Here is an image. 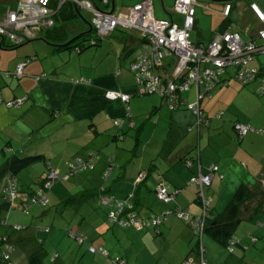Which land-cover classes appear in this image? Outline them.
I'll return each instance as SVG.
<instances>
[{
	"label": "crops",
	"instance_id": "crops-1",
	"mask_svg": "<svg viewBox=\"0 0 264 264\" xmlns=\"http://www.w3.org/2000/svg\"><path fill=\"white\" fill-rule=\"evenodd\" d=\"M160 1L165 13L160 12L159 17H165L166 12V18L170 17L173 0ZM249 2L256 3L264 11V0H236L228 16H224L222 3L216 10L209 11L208 39L211 34L213 37L220 33L219 24L223 21L224 28L220 29L236 32L243 40L257 37L261 23L250 10ZM201 5L208 8L206 3ZM73 17L79 16L68 17L63 10L56 19L69 20V24L61 22L57 32L51 30L53 27L43 30L37 38L16 47L8 45L6 39L3 43L0 40V92L5 99L23 96L18 106L0 104V137L7 151L10 148L21 155L39 153L42 156L39 161L44 168L38 178L49 165L57 169L58 175L64 179L85 171L82 181L90 186L99 184L100 172L107 166V161L114 159L118 167L119 157L120 161L124 160L125 167L119 178L120 171L110 178L107 186L122 191L120 194L131 190L134 182L143 178H139L140 173L162 174L173 189L171 201L165 204L174 207L175 211H167L169 214L165 220L170 215L173 218L162 226L160 233L151 230L135 232L130 227L123 229V235L130 244L136 240H142L144 244L143 252L136 251L133 263L126 243L123 248L125 263L142 264L143 257L148 256L149 263L153 262L151 264H183L188 255L199 264L197 251H189L194 232L181 218L190 220L193 215H201L203 210L194 201L195 186L187 184L186 180L191 175L199 177L211 173L208 201L211 200L214 209L222 208L240 183L264 187V53L257 52L248 61L249 65L263 67L253 82L242 87L234 82H227L228 85L222 87L217 85L210 91V96L201 99L200 105L208 117L207 124L198 126L191 110L173 108L159 94L138 92L129 66L136 53V50L133 52L137 46L134 34L113 29L108 39L100 41V47L85 51L84 47L78 52L49 43L62 42L86 28L83 22L76 24ZM27 55L34 58L24 64L21 75L5 74V70L12 71L15 62ZM232 73L230 70L227 81L233 77ZM192 90L186 94L189 101L194 98ZM109 91L128 93L129 97L121 100L119 95H107ZM217 110H222L220 116H215ZM113 119L118 121V125L113 123ZM236 120L249 126L244 136L239 138L233 128ZM129 128H134L131 139L132 144L139 148L137 153L128 158V148L123 150L125 155H120L117 144L113 146L112 155L110 151L103 153L102 147L110 145V140L124 141ZM130 144V141L125 142L126 147ZM190 148L196 156L192 155L189 158L192 160L185 166L181 155ZM132 150L135 152V148ZM77 158L85 165L72 169L69 163ZM66 163L67 170L69 167L71 172L66 170ZM213 165L217 169L213 170ZM38 178L36 181L40 184ZM14 179L17 184V178ZM80 184L83 185L82 182ZM257 189L241 212L234 230V245L231 250L226 249L232 253L229 256L231 264H264V188L259 194ZM42 195L47 197V193ZM18 196L17 193L15 197ZM117 196L122 195L117 193ZM146 199L158 201L154 193ZM158 204L155 209L160 211L163 204L159 201ZM175 208L184 214L179 215ZM102 223L95 229L101 228ZM255 224L262 226L256 228ZM248 240L251 244L247 245ZM148 241L154 242L153 246L150 244L149 247ZM90 242L103 245L99 241ZM199 242L206 259L211 264H219L225 247L206 235L200 237ZM158 252L160 256H157ZM224 264H229V261Z\"/></svg>",
	"mask_w": 264,
	"mask_h": 264
},
{
	"label": "trees",
	"instance_id": "trees-1",
	"mask_svg": "<svg viewBox=\"0 0 264 264\" xmlns=\"http://www.w3.org/2000/svg\"><path fill=\"white\" fill-rule=\"evenodd\" d=\"M92 1L101 10L107 11L104 9V6H108L109 4H110V8H111V1L110 0H107L106 2H104L103 0H100V2L103 4V6L100 5L97 0H92ZM235 1L236 0L222 1L223 7L226 3H228L229 4V10H230L233 2H235ZM136 2H138V1H136ZM134 3H132L131 5L128 6L127 11L129 10V8ZM252 3H254V2H252ZM74 4L75 3L70 2L68 0L63 1L61 3H59L57 0L50 1V3L48 4L49 10L57 8V11H55L51 15L52 23L50 25L46 26L45 24H40L38 30L34 33V35L26 37V38H22L18 42H13L6 35H0L2 37L1 43H3L4 39H6L8 42V45H10L12 47H16V46L21 45L22 43H25V42H28V41H31V40L37 38L39 36V34L41 33V31H43V30H48V29H51L53 27L51 30H54V32L55 31L57 32L58 28L62 26V23L58 22L59 20H57L56 17L63 10H65L68 13V17H72V16L76 15L77 13L75 11ZM197 4H198V2L196 0V3L194 5V10H195V6ZM250 4H251V2H249V8H250ZM75 5H76L77 9L79 10V13L82 16V21H83V19H87L90 22V25H91L90 30H88L89 27L85 24L86 25L85 29H83L80 32L73 34L72 36H69L68 38H66L62 42H56V43L49 42L47 39L41 37L44 41L49 42L53 45H58V47H60V48H71L75 52L76 51L78 52L86 46L98 45L100 43V41H102L103 39L109 38V33L113 29H120L122 32L130 33V34L132 33L136 36L135 37L136 38L135 43H137L136 53L138 51V48L145 42L146 38L140 33V31L138 29L133 28V27L130 28V27L118 25V26H115L114 28H112V30H110L109 32L101 33V34L98 33L96 27L91 24V21H90L91 14L89 12H87L85 9L79 7L77 4H75ZM80 9L85 10L88 14V17L85 16L84 14H82ZM113 9H114V1H113ZM229 10L226 14L224 13V16H228ZM250 10L252 11L251 8H250ZM171 11H173V4L171 6ZM111 13H113V10L111 11ZM113 14L119 15L121 13H119V14L113 13ZM194 14H195V12H194ZM253 14L255 15L254 12H253ZM180 15L181 14H179V16ZM54 16H55V18H54ZM256 18H257V16H256ZM260 23H261V21H260ZM193 24H194V21H193ZM219 27L224 28V21L219 24ZM220 28L218 30L219 32H232L230 30H225V29L223 30ZM91 30L94 31L93 35H90L87 37L84 36L82 39H79L83 34L89 33V32H91ZM190 30H189V32H190ZM126 31H128V32H126ZM76 34H79V35L77 37H74ZM211 38H212V34L207 41L211 40ZM250 38L254 39L257 44H264V38H261L258 35H257V37L251 36ZM193 41H195L197 44L206 42V41H202V40H198V39H193ZM263 51L264 50L259 51V53H261ZM256 54L257 53L255 52L253 54V56L255 57ZM33 58H34L33 55L25 56L23 59L15 62L14 68L12 71L5 70V74L13 75V76L21 75L22 69H21V72L19 74H17L15 71L16 65L18 63H21L22 68H23L24 64H26L28 61H30ZM133 60H134V58L131 60V62ZM175 61H176V57H174V56L166 57L164 59L162 65H161V67L159 68V70H163L165 73H169V72H171V70L173 71ZM248 61L244 65L247 68L254 67L256 71L250 78H248L246 80L240 79L238 77L237 66L230 65V66L235 68L234 72L232 73L233 78L236 79L241 84H245V83L252 81L256 76L259 75L260 69L263 68L262 66H258V65H249ZM131 62H130V64H131ZM130 64H129V66H130ZM208 64H210V63L209 62L204 63V65H208ZM193 67H194V63L190 62L187 65V68L185 69V71L182 70L181 72L177 73V75L174 78V81H176V82L185 81L187 76H188V71ZM201 67H203V66H201V64H200V68ZM225 69H226V67L223 68V70L220 72H217V71L215 72V74L212 78V84H214V85L212 87L208 88V91L203 94V97L210 96V91L214 86H217V85L221 86L222 84L228 85L227 84L228 81L226 79V76L229 73L227 75H222L225 72ZM132 73H133V71H132ZM170 77H172V76H170ZM188 88H189L188 90H186L182 93L176 92L175 98L173 100H169V98H165V95L162 96L159 93H156V92H154V93L159 94L162 98H165L171 104V106H173V108L184 107V108L191 110L194 114V117H195V123L199 124L198 126H200L201 123L207 124L208 113L200 105V101L203 97L200 98L198 101V103H199L198 106H199V110H200L199 114H197L195 111H193L192 109H190L187 106L188 103H191V102H194L197 100L195 83H189ZM190 89H193L192 91L194 94V98L189 101L187 99L186 94L188 93V91H190ZM140 93H142V92H140ZM22 97L23 96L5 99V98H3V96L0 92V104L1 103L3 104L4 102H6L8 100L22 99V101H23ZM220 112H222V110H217L215 112V116H220ZM113 123L115 125H118V122H114V119H113ZM236 123H241V122H239L237 120L233 122V128L236 132V136L239 138L242 136H239V134H237V131L235 129ZM189 128L190 127H188V129ZM6 148H7V146L4 145L3 150L7 151ZM8 151H10L11 154L8 157H6L0 163V222L1 223L4 221V220H2V214H1L2 211L6 212L7 209L10 208L11 206H13L15 203H18L20 205V207H22L23 209H26L27 207H29L33 203L48 202V199H47V197L45 198V196H44L43 201H39V200L32 201V200H30L31 196L34 195L38 190H36V189L30 190L31 187L28 189L22 190L18 187L17 184H16V187H17L16 192L19 194V196L14 197L13 199H10V198L5 196V194L3 193V188H4L6 180H8L10 177L15 178L16 173L21 171V169H23L27 165L31 164L32 162L41 159V157H42L39 153L22 154L21 155L18 152L11 151L10 148H8ZM184 152L185 153H183L181 156L184 157V158H182V160L184 162V165L187 166L188 165L187 162L192 160L189 158H192L193 156L195 157L196 152H192L191 148L188 151L186 150ZM109 162H110V164H109ZM109 162H108L106 168L104 169V170H107L109 167V171L107 172V174L104 173L106 177L110 174V172H112L111 170L116 164L114 162V159L113 160L110 159ZM213 170H215V169H213ZM161 175L162 174H155V173L151 174L150 172L146 171L145 174L143 175V178L141 180H139L138 182H134V187L131 188V190L124 192V194H120L122 191L118 192V190L114 189L111 185H109V186L101 185L99 187L93 186L91 188H83L81 190L70 193L67 198L63 199L64 201L63 200L59 201V205L60 204L61 205H60L59 210H56V211L57 212L59 211V214H61V212H62L61 207L64 209H67V208H69L67 206L68 204L71 207H73V210H76V209L80 210L81 205L85 201L87 202L86 199L90 200L91 197L92 198L94 197L99 202L100 205L105 206V220L108 221L109 224L118 225L120 227H123V229H127L130 227V228H133L135 230V232H137L136 230H142V231L143 230H145V231L151 230L154 233H160L161 229L159 226L161 224H162V226H164L165 216L167 217V215L169 214V212H167V211L175 212L174 207H171L170 205L165 204V203H168L171 201V199H172L171 198L172 197L171 191L173 189H172V187H169V185L167 184V182L165 181V179ZM120 176L121 175L119 173L117 178H119ZM56 179L57 178L53 179L51 184L48 187H43V185H42L43 179L38 178V181L40 182V184H39L40 188H43L42 192L44 194L47 193L46 192L47 189L49 187H51V185L55 182ZM194 179H196V175H191L186 180V183L187 184H193L195 186L194 201L199 205V207L202 210H204V213L201 214L202 215L201 216L202 217L201 225L195 221L196 215H193V217L190 220L183 219L181 217L180 218L182 221H184V222L186 221V223L191 227L194 234L197 236V240L195 242L196 246L194 248L193 247L190 248L189 251L196 250L198 255H200V258H203L205 261H207L211 264V262L208 261L206 259V257L204 256V253H203L204 250H202L200 248V242H199L200 237H202L203 235L211 237L217 243L221 244V246L225 247V249L231 250L232 245H234V242H231L233 239V236H234V230H235V228L239 222V219L241 217V212H243L242 210L245 209L248 200H250L251 197L253 196V194H255L254 189L258 188L257 189L258 193L257 192L256 193L259 194L263 191L264 187L261 185L260 186H257V185L252 186L251 184H248V183H240L234 189V191L232 192L230 197L227 199V201L224 203L223 207L220 209H214L211 202H210L211 200L208 201V196L210 195V192L208 191L209 184H203L201 187H198V183ZM140 182H142V183H140ZM159 185L164 186L167 194L169 195L167 198H159L157 196L156 191H157V187H159ZM141 186H144L143 191H140V189H139V187H141ZM255 186H257V187H255ZM145 190H147V191L145 192ZM148 192H150V193H148ZM117 193H118V195H122V196H117ZM152 193H154L156 199L163 204V208H161L160 211H157L155 209V207L157 205H159L158 201H149L146 199V197L150 196ZM22 195H27L28 196L27 200H23L21 198ZM103 195H106L108 197L113 195L114 199L110 200L108 203L101 202L100 199ZM118 200H125V205H123L120 208V210L117 211L116 216H113L114 219H110L109 218V211L110 210L116 211L115 207L117 208L116 202ZM163 210H164V213H163ZM175 210L181 216H182V214H184V212H182V210H179L177 208H175ZM69 214H71V213H69ZM69 214H68V216H69ZM80 214L82 215L81 217L83 218V220L81 222H78L79 225H81L82 222H85V220H84L85 211L81 212ZM61 216L66 221H68L67 216H63V214H61ZM134 221L140 223V226L139 227L136 226L135 223H133ZM101 223H102V221H101ZM73 224L74 223H72L71 225L69 224L68 227H66V228H67V232L69 233V235L74 240H76L78 244H82L85 241H87L88 243H87L86 249L88 252H91V253L97 252V253H100L106 257H109V255H111L109 250L105 249L104 246L101 245V243L96 244V245L90 243V240L87 239L86 234H84V232L81 231L82 228L79 230V227L77 228ZM75 225H76V223H75ZM23 227H25V225H21V224H19L17 226H13V225L10 226V228H12L14 230L21 229ZM40 228L43 229L44 231H49V229H50L49 226H43ZM37 239H38L37 240L38 242L42 241L40 238H37ZM21 245H22V242H21ZM22 246L24 247V244ZM90 247H93V250H91ZM14 250H15V245L11 241V239L9 238V235L6 232H0V264H25V262H26V264H38V261H39L38 260L39 258L37 255L38 252L35 251V249L29 253V255L27 256V259L25 261L19 257L18 253L14 254ZM189 251L187 253H189ZM26 253L27 252L25 251V254ZM58 256L59 255L56 253V251H54L50 255V260L51 261L55 260L56 257H58ZM187 257L191 258L192 262L196 263V261L193 260L192 256L187 255L184 260L188 259ZM110 259H111L110 264H116V263H114L115 260H118L119 262L121 261L120 264H126L124 255L123 256L118 255V254L117 255H111ZM200 262H201V260H199V263Z\"/></svg>",
	"mask_w": 264,
	"mask_h": 264
},
{
	"label": "built area",
	"instance_id": "built-area-1",
	"mask_svg": "<svg viewBox=\"0 0 264 264\" xmlns=\"http://www.w3.org/2000/svg\"><path fill=\"white\" fill-rule=\"evenodd\" d=\"M52 0H15L14 6H7L3 11H0V35H6L13 42H18L22 38L34 35L40 24L46 26L52 23V13L57 11V8L49 10L48 4ZM59 3L67 0H57ZM77 4L91 14L90 21L96 27L98 33H106L112 30L115 26H125L136 28L146 38L145 42L138 48L134 56V60L130 64L133 71V77L137 83L138 92L148 93L156 92L165 95V98L173 100L176 92H184L188 90L189 83H195L197 100L188 103V107L197 114L199 110V99L203 94L212 87V78L215 72H220L227 66H237V75L240 79L246 80L255 73V68H247L244 64L253 58V54L264 50V44H257L254 39L243 40L236 32H220L214 35L211 40L197 44L189 38V30L193 26L194 21V5L196 0H174L173 11L181 14V22L178 23L170 15L168 18L156 17L154 15L152 0H140L135 2L127 11L126 14L114 15L111 12L101 10L92 0H68ZM106 2L107 0H103ZM250 8L261 21V26L258 29L257 35L264 38V11L261 10L255 3L250 4ZM229 10V4L226 3L223 7V12L226 14ZM97 33V34H98ZM169 56L176 57L173 71L165 73L159 70L164 59ZM192 62L194 67L188 71V76L185 81H174L175 76L182 70L185 71L187 65ZM205 62L210 64L204 65ZM200 64L201 67L200 68ZM22 64L16 65L15 71L17 74L21 72ZM172 76V77H170ZM107 95L115 97L119 95L121 100H126L129 97L128 93L119 91H109ZM22 99L8 100L3 104L7 107L18 106ZM57 113V111H56ZM118 122V121H115ZM235 129L239 136H243L249 129L248 125L236 123ZM76 159L70 162L72 169L83 167L85 164ZM86 163V162H85ZM216 169V165H213ZM109 171V167L105 170V174ZM71 172V170L69 171ZM143 173L139 174V178L143 177ZM211 173L199 175L194 179L198 183V187L203 184H208ZM57 169L47 165V170L41 175L43 179V187H48L52 180L58 178ZM193 179V178H192ZM160 183V182H159ZM16 183L14 177H10L4 185L3 193L6 197L13 199L16 192ZM43 188H40L34 195L31 196L32 201H43ZM156 194L159 198H167L164 186L157 187ZM28 196L23 195V200H27ZM114 199V196L103 195L101 202L108 203ZM125 205V200L116 202L115 210L109 211V218L114 219L117 211ZM204 213V210L203 212ZM202 215H197L195 221L201 225ZM156 221V220H155ZM136 226L140 223L134 221ZM235 238L231 242H234ZM93 250V247H90ZM199 264H210L203 258H200ZM121 262V261H120ZM118 260L114 263L120 264ZM183 264H196L191 258L183 261Z\"/></svg>",
	"mask_w": 264,
	"mask_h": 264
},
{
	"label": "rangeland",
	"instance_id": "rangeland-1",
	"mask_svg": "<svg viewBox=\"0 0 264 264\" xmlns=\"http://www.w3.org/2000/svg\"><path fill=\"white\" fill-rule=\"evenodd\" d=\"M100 5L103 6V4L100 2V0H97ZM139 1V0H114V9L113 13H121L126 14L128 6L131 5L133 2ZM15 0H0V11H3L7 6H14ZM153 2V10L154 15L156 17H159V13H165L164 8L161 6L160 0H152ZM198 4L195 6V25L190 30V38L198 39L202 41H206L208 39V36L210 35V29L208 27V12L213 11L216 7H218L222 1H211V0H197ZM207 4L208 8H204L201 4ZM170 7V6H168ZM104 9L109 11L110 10V4L108 6H104ZM170 9V8H169ZM216 10V9H215ZM81 13L88 17V14L85 10L80 9ZM165 17L168 16V13L166 12ZM163 17V18H165ZM172 17L175 19L176 22H181V17L178 13L172 12ZM74 22L76 24H79L80 22H83L81 18L79 17H73ZM72 20V19H71ZM233 21H236V18L234 17ZM58 22H66L70 23L69 20H63ZM83 24H85L83 22ZM94 31L91 30V32L83 34L79 39H82L84 36H90L93 35ZM101 43L98 45H90L86 46L83 50H89V49H96L100 47ZM137 47L133 50L135 53ZM132 52V53H133ZM261 53H264L261 52ZM134 56V54H133ZM258 63V62H257ZM230 70L234 72L235 68L231 66H227L225 69V72L222 75H227ZM239 84V87L248 85V84H241L236 79L231 77L228 79V84L232 83ZM253 82V81H252ZM222 86H227L222 84ZM212 90V89H211ZM256 94V93H255ZM257 96V95H256ZM244 124V123H243ZM246 125V124H245ZM134 132V128H129L127 130V133L125 134V140L120 141L119 140H110L109 144H105L103 148V153L111 152L110 155H112L113 152V146L117 144V151L120 155H125L124 149H128L129 151L126 153L129 157H132L133 154L137 153V150H139L138 147L134 146V143L132 144V137ZM131 142L129 147H126L125 142ZM109 145V147H108ZM4 147V141H2L0 137V163L8 157L11 152L3 150ZM108 147V148H106ZM101 148V150H102ZM135 148V152L132 150ZM102 155V153H101ZM127 158V159H128ZM96 162V160H95ZM109 161L106 162L108 164ZM117 162H119V166H114V169L112 172L106 177L104 172V168L102 173L100 172L99 178H101L99 184H94V187L105 185L107 186L109 183V180L112 176H115V173L121 174L124 167L125 162L120 161L119 157H117ZM68 164L66 163V170H67ZM98 166V163H97ZM44 168V164L42 161L37 160L36 162L32 163L28 167H25L21 172L19 171L16 173L17 178V185L20 189H40L39 183L36 181V179L39 176V173L41 169ZM69 170V167H68ZM67 170V171H68ZM85 174V171H81L78 173H73L70 175V178L64 179L63 176H58V178L55 180V182L47 189V199L48 202H41V203H33L26 209H23L20 207L18 203L14 204L10 208L7 209V211H2V220H4L2 223L0 222V232H6L9 235V238L15 245L14 254L18 253L19 257L22 258L24 261L27 259V256L31 251L35 249L37 251L38 255V264H110V257L111 255H121L123 256V248L125 244L128 247V251L130 252V261L135 262L136 257V251L141 250L143 252L144 250V244L142 240H136L133 244H130L129 239H127L123 235V227H120L118 225H112L109 224L108 221L105 220V206L100 205L99 202L93 197H91L90 200L86 199L81 207L80 210H73V207H71L69 204L67 205L69 208L64 209L61 207V214L63 216L68 217V221H66L61 214H59L60 205L59 201L65 199L68 197L70 193H73L75 191L81 190L83 188H91L93 186L88 185L87 183L83 182L82 178ZM106 177V179H105ZM83 183L80 184V183ZM87 186V187H86ZM72 187V188H71ZM144 186L139 187L140 191H143ZM150 193V192H148ZM17 200V199H16ZM64 201V200H63ZM73 203V202H72ZM70 211V212H69ZM85 211L84 220L85 222H82L81 225H79L78 222H81L83 218L80 214L81 212ZM71 213V214H69ZM69 214V216H68ZM5 218H4V217ZM173 217L170 215V218L166 219L164 223L171 220ZM101 228L95 229V227H98V225L101 226ZM74 223L73 225L77 228L79 227V230L81 229L84 234H86L87 239L90 241H99L102 242L104 247L109 250L110 254L109 257H106L100 253H91L88 252L87 247V241H85L82 244H78L76 240H74L69 233L67 232L68 225ZM76 223V225H75ZM25 225V227L21 229L14 230L10 228L11 225L17 226V225ZM79 226H78V225ZM43 226H49V231H44L40 227ZM162 224L159 226L160 229H162ZM256 228L261 227L257 226L255 224ZM262 232L264 233V229H262ZM152 236H159L154 235ZM193 239L191 242V245L189 248H194L196 246V235L192 234ZM249 236V235H248ZM253 236V235H251ZM238 236H236L237 238ZM37 238H40L42 241L38 242ZM96 239V240H95ZM252 241V239H250ZM250 240H248L247 245L251 244ZM24 244V247L21 245ZM91 243V242H90ZM149 247L150 244L153 246L154 242L148 241ZM157 244V243H155ZM158 247H160V244H157ZM181 245V244H180ZM136 248V250H135ZM25 251L27 252L25 254ZM56 251V253L59 255L56 257L55 260H50V255ZM192 251V250H191ZM224 256L219 260V264H224L225 262L229 261V256L232 255L231 252L226 251L224 249ZM161 253L158 252L157 256H160ZM148 256L143 257L142 264H151L153 262L149 263V259H147ZM26 264V262H25ZM161 264V263H159ZM244 264V263H241Z\"/></svg>",
	"mask_w": 264,
	"mask_h": 264
},
{
	"label": "water",
	"instance_id": "water-1",
	"mask_svg": "<svg viewBox=\"0 0 264 264\" xmlns=\"http://www.w3.org/2000/svg\"><path fill=\"white\" fill-rule=\"evenodd\" d=\"M110 1H111V8L108 12H111L113 10V0H110ZM213 1H228V0H213ZM74 7H75V11H76L77 15L80 16V18L82 19V16L79 13V10L77 9L75 4H74ZM83 22L89 27L88 30H90V28H91L90 22L87 19H83ZM78 35L79 34H76L74 37H77ZM0 40H2L1 36H0Z\"/></svg>",
	"mask_w": 264,
	"mask_h": 264
}]
</instances>
